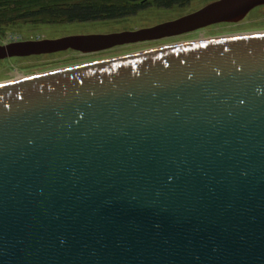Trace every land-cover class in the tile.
I'll use <instances>...</instances> for the list:
<instances>
[{
    "label": "water",
    "instance_id": "1",
    "mask_svg": "<svg viewBox=\"0 0 264 264\" xmlns=\"http://www.w3.org/2000/svg\"><path fill=\"white\" fill-rule=\"evenodd\" d=\"M263 5L0 43V60L158 41ZM0 264H264V31L0 82Z\"/></svg>",
    "mask_w": 264,
    "mask_h": 264
},
{
    "label": "rangeland",
    "instance_id": "2",
    "mask_svg": "<svg viewBox=\"0 0 264 264\" xmlns=\"http://www.w3.org/2000/svg\"><path fill=\"white\" fill-rule=\"evenodd\" d=\"M213 0H192L184 6L171 8L150 7L138 13L116 20H99L67 23H18L8 26L0 33V43L15 40L56 38L74 34L111 33L149 27L163 21L175 19L195 11ZM264 31V6L256 7L240 22L218 23L179 36L158 41H146L116 46L94 53H82L74 50L29 57H13L0 60V82L15 79L43 71L66 67L90 61L120 56L153 47L183 41L205 39L229 34H241Z\"/></svg>",
    "mask_w": 264,
    "mask_h": 264
},
{
    "label": "trees",
    "instance_id": "3",
    "mask_svg": "<svg viewBox=\"0 0 264 264\" xmlns=\"http://www.w3.org/2000/svg\"><path fill=\"white\" fill-rule=\"evenodd\" d=\"M192 0H0V33L18 23H67L122 19L150 7L184 6ZM36 56V55H35ZM38 56V55H37Z\"/></svg>",
    "mask_w": 264,
    "mask_h": 264
},
{
    "label": "flooded vegetation",
    "instance_id": "4",
    "mask_svg": "<svg viewBox=\"0 0 264 264\" xmlns=\"http://www.w3.org/2000/svg\"><path fill=\"white\" fill-rule=\"evenodd\" d=\"M264 6V5H263ZM260 7V6H259ZM186 34V33H185ZM71 50V49H70ZM67 51H69V50H67ZM75 51V50H74ZM79 52V51H78ZM59 53V52H58ZM44 55H46V54H44ZM41 56V55H40Z\"/></svg>",
    "mask_w": 264,
    "mask_h": 264
}]
</instances>
